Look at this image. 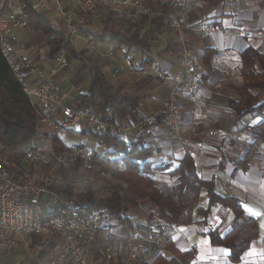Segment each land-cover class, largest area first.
<instances>
[{"label": "crops", "instance_id": "1", "mask_svg": "<svg viewBox=\"0 0 264 264\" xmlns=\"http://www.w3.org/2000/svg\"><path fill=\"white\" fill-rule=\"evenodd\" d=\"M30 2L34 12L45 18L67 40L62 14L44 0ZM29 14L30 26L15 27L10 36L14 57L27 56L32 61L34 70L26 74V80L35 85L49 77L56 83L59 91L65 94L63 102L76 107L73 97L86 91L89 71L93 66H98L115 94L138 99V122L130 121L133 126L129 124L121 129L120 137L130 141L136 135L144 136V146L151 147L145 160L158 168L152 173L157 186L163 188L177 182V175H171L170 172L189 153L196 173L202 180L213 181L218 194L235 197L244 213L256 218L258 234L243 252L238 264H264V142H258L250 148L255 140L253 129L264 120V109L236 116L228 107V101L236 98L233 87L243 83L242 52L253 48L264 56V0H225L215 6L207 5L205 0H195L187 16L188 24L193 26L213 21L218 30L202 36L193 30L174 32L168 28L155 34L149 45L143 48L124 44L125 48L121 47L122 43L108 41L114 32H128L129 23L122 18L107 14L93 20L89 14L76 13L74 19L79 30L88 31L84 33L83 40L87 34L93 33L94 36V29L102 28L98 33L104 36V41L92 37L93 48L88 47L85 42L87 47L79 52L76 50L75 38L71 39L74 49L83 56V60L75 59L66 52L53 61L48 60L45 46L47 39L40 27H36L32 13ZM108 15L111 17L107 20ZM95 25L96 28H93ZM113 26L115 30L112 29ZM117 48L122 49L121 59L114 54ZM108 51L113 53L115 64L104 62L100 56ZM188 57L193 59V72L198 79V87L194 93L177 101L180 111L177 136L162 120L161 111L168 91L159 72L179 73L184 58ZM135 58L139 59L137 63ZM147 65H154L155 71H145ZM120 66L130 67L132 72L128 76L114 74V68ZM52 68H56L55 73H51ZM253 68L259 70V63L254 62ZM108 73H112V76ZM257 94L258 100L264 101V90ZM158 114L161 115L160 121L152 124V119ZM104 129L105 125L99 130ZM81 131L77 132L86 136ZM49 133V124L40 123L39 136H49ZM180 138L187 139L188 142L182 143ZM49 143L51 147L52 141ZM106 157L111 165L114 159ZM207 202L206 193L201 192L199 204L206 205ZM138 210L139 217H132L133 220L129 223L115 220L112 228L115 232L126 233L128 230L122 229L125 225L129 229L139 225L142 230L144 226H149L156 233L158 241L152 243V250L151 246L148 248L145 262L152 263L158 254L168 258L162 248L169 241L181 252L193 249L194 253L189 261L196 264L229 263L228 250L220 245H212L207 233L208 230L217 228L224 235L230 230L233 214L224 211L219 205L211 208L203 222L199 215H194L193 222L186 225H170L153 218L151 215L155 213L156 207L148 200L141 202ZM149 217L153 219V223ZM104 235L105 233L102 238ZM62 245L63 242L56 237L39 235L32 241L30 251L18 254L21 258L17 264H53L52 260L58 258ZM54 264L72 262L65 258Z\"/></svg>", "mask_w": 264, "mask_h": 264}, {"label": "built area", "instance_id": "2", "mask_svg": "<svg viewBox=\"0 0 264 264\" xmlns=\"http://www.w3.org/2000/svg\"><path fill=\"white\" fill-rule=\"evenodd\" d=\"M63 16L64 35L74 39L79 35V26L74 19L76 13L89 14L93 20L107 14H114L127 23L141 18L163 19L171 31L188 29L207 36L218 28L213 21H205L193 26L187 22L191 6L195 0H44ZM29 27L30 14L21 0H0V54L8 64L11 73L21 86L23 93L37 108L40 123H48L52 134L58 130L81 131L104 128L100 113L94 107L79 109L63 102L65 94L49 77L33 85L26 80V74L34 70L27 56L14 57L10 36L15 27ZM84 41L93 48L92 36L87 34ZM104 62L114 60L113 53H101ZM193 59L184 58L179 73L160 71L169 93L161 111L163 123L179 136V98L194 93L198 79L193 72ZM56 68L51 69L55 73ZM130 67L114 68V74L128 76ZM182 143L187 139L180 138ZM0 146V253L13 254L30 251L31 234L56 237L63 242L59 260L69 258L72 264L125 263L144 264L149 244L158 241L156 233L149 227L136 225L126 233L113 231L115 219L106 208L86 212L81 210L80 194L58 192L60 181L55 176V166L38 172L34 177L23 180L10 173L11 164L2 154ZM42 154V153H41ZM43 156V155H41ZM31 153L26 159L33 164L46 160ZM45 157V156H43ZM58 165L66 166L72 161L82 160L99 164L107 157L93 149L81 146L70 147L56 153L50 149L49 158ZM109 165V162H108ZM100 179L106 177L102 168L94 171ZM80 177H82L80 179ZM88 174L74 178V182L84 192L89 187ZM62 191V189H61ZM79 192V193H81ZM62 214H54L55 209ZM105 233L102 238V234ZM165 251V250H164ZM168 255L169 252L165 251ZM188 264H196L189 261Z\"/></svg>", "mask_w": 264, "mask_h": 264}, {"label": "trees", "instance_id": "3", "mask_svg": "<svg viewBox=\"0 0 264 264\" xmlns=\"http://www.w3.org/2000/svg\"><path fill=\"white\" fill-rule=\"evenodd\" d=\"M21 1L25 3L29 13L34 16L36 27H40L43 36L47 39L45 46L48 50V60L53 61L64 52L75 59H84L76 52L70 39L66 40L51 27L45 18L39 17L34 12L30 0ZM224 1L205 0L209 6L218 5ZM110 17L111 15H108L107 20ZM168 28L163 19L147 21L144 18L139 23L128 24L126 34L114 32L108 41H117L129 47L143 48L149 45L155 34H160ZM92 37L98 41H104L102 34H95ZM254 62L259 63V70L253 68ZM82 67L85 69L84 66ZM242 73L243 83L233 87L236 98L228 101V107L233 110L236 116L264 109V101L260 102L257 94L258 91L264 90V56L253 48L245 49L242 52ZM89 77L86 91L74 96L73 104L79 109L96 108L105 129L103 131H81V133L94 138L98 144L110 146V149L102 154L116 156L114 161L116 163L118 161L119 165L112 172L110 180L112 184L119 182V185L104 197L97 196L94 189L87 188L80 193L81 210L89 212L94 209L106 208L110 216L118 222L129 223L131 222L129 213L137 211L141 202L148 200L156 207L155 213L151 215L153 218L170 225H186L193 222L194 215H199L200 221L203 222L211 208L219 205L224 211L233 214L230 230L224 235H221L217 228L210 229L207 233L212 245H220L228 250V264H238L243 252L250 247L252 239L258 234L256 218L246 215L235 197L218 194L214 189L213 181L202 180L196 173L189 153H186L177 167L170 172L171 175H177V182L163 188L158 187L152 174L158 168L152 166L150 161L145 160L151 147L144 146V136L136 135L134 139L127 141L120 137L119 133L121 129L131 123L130 121L138 122V99L115 94L111 84L98 66H93L90 69ZM37 111V108L23 93L21 86L0 54V146L2 150H17L20 146L39 136L40 117ZM160 119L161 115L158 114L151 123L155 124ZM129 126H133V124ZM253 135L255 140L250 148L256 146L258 142H264V120L254 127ZM52 148L55 151L63 152L69 146H64L59 138L53 137ZM79 163L78 166L59 167L55 172L75 173L82 165L81 162ZM61 192L70 194L71 187L67 186ZM201 192H205L207 195L206 205L199 204ZM54 211V214L63 212L59 208ZM149 219L153 223V219L151 217ZM38 236L31 234V240L33 241ZM152 246L149 244L148 248L151 249ZM162 249L169 252L168 258L158 254L152 263L144 262V264H188L194 253L193 249L181 252L175 249L169 241Z\"/></svg>", "mask_w": 264, "mask_h": 264}, {"label": "rangeland", "instance_id": "4", "mask_svg": "<svg viewBox=\"0 0 264 264\" xmlns=\"http://www.w3.org/2000/svg\"><path fill=\"white\" fill-rule=\"evenodd\" d=\"M96 26L97 25H95V27H93V28H96ZM88 27L91 31L95 30L96 33H94V34H99L98 32L101 31V29H102L101 28L98 30L97 29L93 30L92 27H90V26H88ZM97 28H99V27H97ZM112 29L115 30V27L113 26ZM86 31L87 30H80L78 37L75 38V45H76L77 52H79V51H81V49H84L87 47L85 44V41L82 39V37L84 36V33ZM87 33H88V31H87ZM92 39L94 41V38H92ZM121 45H122L121 47L126 48V46L124 44H121ZM105 51H106V48H105ZM120 51H122V49L117 48V50H115L114 54H115V56H118L121 59V58H123V55L121 54ZM104 53H106V52H104ZM138 61H139V59L135 58V63H137ZM111 63L115 64L116 61L111 60ZM155 69H156V67H154V65H147V67L145 68V71H148V70L149 71H155ZM111 74L112 73H108L109 76H112ZM167 91L169 93L168 88H167ZM47 136H37V137L33 138L32 140H30L27 144L20 146L17 150L15 149V150H3L2 151V154L4 155V157L7 158L9 160V163L11 164V167L9 168V170L13 176H16V177H19L23 180H26V179L34 177L38 172H41L42 170L44 171L50 166L51 167L55 166V170H56L59 167H70V166H76V165L78 166L80 164L79 162H81L82 165L78 168L77 172H75V173L71 172V173L66 174L64 172H59V173L55 172L56 178L61 183L60 185H58V190H57L58 192H61V189L63 190L65 188H67V186H68L69 188L71 187V193L72 194H80L79 192H81V189L78 187V185L71 184V182H74V180H73L74 178L79 177L80 175L85 174V173L88 174V176L90 178V180L88 179V181H89V187L88 188L94 189L97 196L104 197V196L110 194L114 187L119 185V182L112 184L111 180H110L112 172H114L116 170V168L118 167V164H119L118 161H117L118 164L115 163L116 161L115 162L112 161L110 163L111 165H108L107 161L104 160L101 163L94 165L90 161H79L78 162L76 160V161L70 162L66 166H63V165L56 166L57 164L53 161V159L52 160L48 159L50 149L52 148V145L50 147L49 141L50 140L52 141L53 137L59 138L64 146H70V147L81 146V147H84L87 149H93L99 153H103L106 150L110 149V146L105 145V144H98V142L94 138L80 135L78 132H74V131L58 130L57 134L49 133V136L48 137ZM55 152L58 153L59 151H55ZM29 153H31L32 155L34 154L36 156L37 155L39 156V154H40V156L43 155L45 157H43V156H41V157L43 158V160H46V161H44L43 163H41V161H38L37 163L33 164L32 162H30L26 159V154H29ZM115 157L116 156H114V155H110V158L114 159ZM98 168H102L105 170L106 177L104 179H100L96 176L94 171L97 170ZM18 171H20V172H18ZM81 178L82 177H80V179ZM129 215H130L131 221H132L133 220L132 217H135V216L139 217V215H140L139 210H137L135 212H131V213H129ZM122 229H125V231L126 230L129 231V227L127 225L123 226ZM22 253L23 252H18L15 254H8V255L0 253V264H17V262L20 260L19 258H21V257H19L21 255H18V254H22ZM56 257H57V255H56Z\"/></svg>", "mask_w": 264, "mask_h": 264}]
</instances>
